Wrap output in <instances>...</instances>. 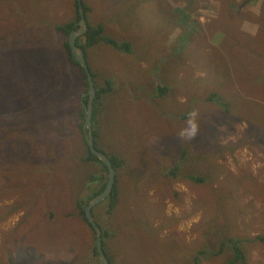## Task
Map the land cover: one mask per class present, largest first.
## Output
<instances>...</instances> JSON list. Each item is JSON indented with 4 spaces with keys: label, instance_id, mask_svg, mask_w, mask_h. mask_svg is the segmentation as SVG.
<instances>
[{
    "label": "rangeland",
    "instance_id": "1",
    "mask_svg": "<svg viewBox=\"0 0 264 264\" xmlns=\"http://www.w3.org/2000/svg\"><path fill=\"white\" fill-rule=\"evenodd\" d=\"M17 1L0 0L11 8H0V264H98L77 204L101 169L82 161L81 76L54 30L73 0ZM85 1L93 25L135 44L87 51L98 85L113 84L99 145L125 159L116 213L95 209L116 232L110 255L192 264L203 251L202 264H229L228 237H246L251 264H264V0Z\"/></svg>",
    "mask_w": 264,
    "mask_h": 264
},
{
    "label": "trees",
    "instance_id": "2",
    "mask_svg": "<svg viewBox=\"0 0 264 264\" xmlns=\"http://www.w3.org/2000/svg\"><path fill=\"white\" fill-rule=\"evenodd\" d=\"M187 2V4L185 5L186 8H188V5L191 3V1L189 0H185ZM19 1H17L18 4H20L21 7H27L30 8L31 5L29 6V0H22L21 3H19ZM80 2L79 0H73L71 3V6L68 8L67 12L62 15V16H58L59 19V23L54 24V30L56 32H58V35H61V39L58 40L59 45L64 47V50H66V54H67V58L69 63H71L73 66L77 67L80 75H81V83H83L82 86V90L86 91L89 87V83H88V79H87V73L85 71V69L83 68V66L74 58L72 49H71V44H70V34L73 30L79 29L80 25H79V21L81 19V10H80ZM82 4L83 7L85 8L86 11H90V7L86 4L85 0H82ZM65 4H63L62 6L64 7ZM241 6L243 7L244 4H241ZM3 7H8L10 10V6L6 5V4H1L0 8ZM42 12H44V14L49 15L51 14L52 16H55L56 13V9H52L51 11H48L47 9H42ZM86 17L88 18V13H85ZM20 23L21 20L20 18H18ZM192 23V22H191ZM190 30H201V27L196 26V25H192L191 24V28ZM83 37V43L80 44V40L81 37H79L77 39V44L82 45V47L85 50L86 53V58L90 66L89 63V56L87 53V49L93 47L94 45H97L99 43H107L111 46H113L116 50H120L122 52H128V51H132L134 50V46L135 44H132V41H127V40H122L119 41L118 39L109 36L106 34V28L104 26V24L102 22H99L95 25H89V30L82 36ZM210 43L207 41L205 47H212L214 45H209ZM5 62L7 63V65L14 69V68H18L20 66V63L14 61V60H5ZM94 76H96L95 73H93ZM110 80V79H109ZM110 82H112V80H110ZM26 83H28L26 81ZM261 83L264 84V82L262 81ZM20 86V84H19ZM21 88V87H20ZM113 89V84L111 83V85L108 87V89ZM22 89V88H21ZM243 91L245 93H247L249 96H253L256 95L257 92L256 91H250L248 93L247 89H245L244 87H242ZM102 91V89H101ZM164 92L163 88L160 92V94H162ZM220 91H211L208 93V95L205 97L208 101H211L212 103L216 102V103H220L222 106L226 107L227 111H231L233 107H231L228 103L227 104H223V102L217 101V97L219 96ZM81 101H82V94L80 93L78 96ZM244 97V94H243ZM104 98L102 92L98 91L96 99H95V106H94V113H93V121L95 123V127H94V133H95V138H96V145L97 148L101 151H104L105 153H107L113 163L114 166L116 168V171L118 172L119 168L123 165V161H125L124 157H122L119 154H109L108 152H106L103 148L100 147L99 145V130L97 128V123H98V113H100V105L102 102V99ZM31 100V99H30ZM88 98L85 97V102L87 103ZM24 104L25 101L23 100ZM83 103V102H82ZM82 103L80 102L79 104V109H78V116L76 114L77 118V122H75V126L76 127H80V129L84 132V142L85 144H87V148H86V153L84 154V156L82 157V161L84 163H92L93 165L98 164L99 165V169H101L100 174H99V180H101V185L96 189V191L93 194L90 195H83L81 197H79V201L77 204V208H78V214L81 215V217L84 219L85 223L88 225V227L92 230L93 232V239H94V247H93V252L94 255L98 258V264H101V259H100V255H99V251L97 249L96 243H95V238H96V232L93 228V226L91 225V223L88 221L87 216H86V212H85V207L86 205L90 202V200L97 196L100 192H102L104 190V188L107 185L108 182V166L106 163H104L103 160H101L96 154H94L88 144V140L86 137V132L83 128V124L85 123V107L84 104L82 106ZM76 116H75V121H76ZM200 129V134L203 136V134H206L207 131H205V129H203L202 127L199 128ZM186 153H188V149L184 150ZM186 156V155H184ZM126 170H128V166H126ZM195 180L197 181H202L203 179L201 177H197ZM136 188V187H134ZM113 191L111 192V194L108 196L107 200H105L103 203H105L104 205H102V203L98 204L94 209L93 212L95 213V209H98L99 207L104 206V208H106V213L107 215H109V217H112V214L116 213L117 209H118V204L120 202V194H121V190H120V174L116 175V182H115V186L112 189ZM100 224V223H99ZM107 226L110 225V220L106 223ZM102 230H103V246L105 251L107 252V255L109 256L110 259V264H118L115 260V258L110 255V253L107 250V240L109 238H111L112 236H116L114 235L116 232H110L108 228H104L101 224H100ZM246 237H228L226 245L224 247V249L226 248H230L231 250V259L229 264H251L250 262V257L248 255V252L246 251V249H244V240H246ZM256 239L264 241V236H257ZM219 254H221L220 251H218ZM208 253H203V251H199L198 254L195 256L194 258V262L192 264H202V258L204 256H206Z\"/></svg>",
    "mask_w": 264,
    "mask_h": 264
},
{
    "label": "water",
    "instance_id": "3",
    "mask_svg": "<svg viewBox=\"0 0 264 264\" xmlns=\"http://www.w3.org/2000/svg\"><path fill=\"white\" fill-rule=\"evenodd\" d=\"M81 3V1H80ZM80 14H81V20L79 21L80 24V28L73 30L70 34L69 40H70V44H71V49L74 55V58L84 67V69L87 72V77H88V82H89V89L84 92V94H89V103L86 109V123L84 124L85 128H90L91 125L93 126V122H92V116H93V108H94V99L97 95V86L95 85L94 79H93V75L91 70L88 68V64L87 61L84 59L85 57V50L83 47L79 46L77 44V39L79 37H82V35H84V33L89 29L88 27V23H87V19H86V14L84 12V8L82 5H80ZM67 83L70 84V80L67 79ZM91 146L93 147V140H91ZM93 151L94 153L100 158V159H104L108 165L110 166V180H109V184L106 188V192L102 195H97L96 197H94L92 200H90V202L88 203L87 207H86V215L87 218L89 220V222L93 225L96 234H97V239H96V246L97 249L99 251V255L101 258V262L102 264H110V260L109 257L107 256L105 250H104V246H103V237H102V230L98 224V222L96 221V219L94 218L93 215V211L92 209L99 204V202L101 200H103V197L105 196V194H107L108 192L110 193L114 187V183L116 180V175L113 176V169L111 167L112 162L110 161V159L108 158V156L106 157L105 154H103L102 152L97 151L94 147H93ZM114 173H115V169H114Z\"/></svg>",
    "mask_w": 264,
    "mask_h": 264
},
{
    "label": "bare ground",
    "instance_id": "4",
    "mask_svg": "<svg viewBox=\"0 0 264 264\" xmlns=\"http://www.w3.org/2000/svg\"><path fill=\"white\" fill-rule=\"evenodd\" d=\"M80 5H82L83 6V4L81 3ZM80 46V45H79ZM84 59L87 61V58H86V53H85V57H84ZM87 64H88V61H87ZM88 68L90 69V67H89V64H88ZM82 102H83V104H84V107H85V119H86V109H87V103L85 102V94L83 93V95H82ZM92 122H93V126L91 125V127L89 128H84V130H85V132H86V137H87V140H88V144H89V147H90V149H91V151L94 153V151H93V147L97 150V151H99V152H102L103 154H105L106 155V157L108 156V158L110 159V161L112 162V165H111V167H112V169H113V176H115V175H117V171H116V168H115V166H114V163H113V161H112V159H111V157L107 154V153H105L104 151H101V150H99L98 148H97V143H96V138H95V133H94V121H93V116H92ZM85 123H86V121H85ZM84 123V124H85ZM89 131V133H87ZM91 140H93V147L91 146ZM87 145V144H86ZM95 154V153H94ZM101 160H103L104 161V163H106L107 164V166H108V171H109V173H108V182H107V185H106V187L104 188V190L102 191V192H100L98 195L100 196V195H102V194H104L105 192H106V188H107V186H108V184H109V180H110V178H111V176H110V166L108 165V163L104 160V159H101ZM114 169H115V173H114ZM179 180V179H178ZM113 191V190H112ZM111 191V192H112ZM111 192L109 193H107V194H105V196L103 197V200H101L99 203H101L102 201H104V200H106L107 198H108V196L111 194ZM96 197V196H95ZM94 198V197H93ZM92 198V199H93ZM91 199V200H92ZM88 205V204H87ZM87 205H86V207H87ZM86 207H85V212H86ZM95 208V207H94ZM93 208V209H94ZM93 209H92V211H93ZM94 213V212H93ZM155 232V231H154Z\"/></svg>",
    "mask_w": 264,
    "mask_h": 264
},
{
    "label": "clouds",
    "instance_id": "5",
    "mask_svg": "<svg viewBox=\"0 0 264 264\" xmlns=\"http://www.w3.org/2000/svg\"><path fill=\"white\" fill-rule=\"evenodd\" d=\"M81 1V3H82V0H79V2ZM89 7H90V11H92V8H91V6H90V4H87ZM84 8V7H83ZM89 11V12H90ZM84 12L85 13H88V18L86 17V19H87V23H88V27H89V25H91L92 23L90 22V20H89V12L88 11H86L85 10V8H84ZM81 20V19H80ZM80 25V24H79ZM93 25V24H92ZM89 30V29H88ZM87 30V31H88ZM86 31V32H87ZM85 32V33H86ZM84 33V34H85ZM83 36V35H82ZM81 41H83V39L81 38ZM80 45V44H79ZM98 45V44H97ZM81 47H82V45H80ZM94 46H96V45H94ZM88 50V49H87ZM72 65V64H71ZM84 68V67H83ZM90 70H91V72H92V75H93V79H94V82H95V85L97 86V93H98V91H100V92H102V94L105 96L106 94H109V93H111L112 91H113V89L111 88V89H108V87L111 85V82H108V84L106 85V86H103V87H100L99 85H98V83L96 82V78H95V76H94V71L92 70V68H90ZM86 71V70H85ZM87 73V72H86ZM81 76V75H80ZM87 79H88V77H87ZM89 83V82H88ZM82 84V86H83V83H81ZM81 86V87H82ZM88 89H89V87H88ZM87 89V90H88ZM101 89H102V91H101ZM86 90V91H87ZM83 91V90H82ZM86 91H84V92H86ZM97 96V95H96ZM85 97H87L88 98V101H87V106H88V103H89V97H90V95L89 94H85ZM95 99H96V97H95ZM95 99H94V106H95ZM82 106H83V103H82ZM93 113H94V108H93ZM83 128H85L84 127V124H83ZM115 182H116V180H115ZM114 186H115V183H114ZM114 188V187H113ZM120 190H121V188H120ZM98 205V204H97ZM96 205V206H97ZM95 206V207H96ZM93 215H94V218L96 219V221L98 222V220H97V218H96V215H95V213H93ZM87 216V215H86ZM88 219V218H87ZM89 221V220H88ZM98 224H99V222H98ZM92 225V224H91ZM88 226V225H87ZM93 226V225H92ZM99 226H100V224H99ZM94 228V227H93ZM100 228H101V226H100ZM90 229V228H89ZM91 230V229H90ZM95 230V229H94ZM101 230H102V228H101ZM91 232H92V230H91ZM96 232V231H95ZM92 235H93V232H92ZM102 237H103V230H102ZM96 239H97V234H96V238H95V243H96ZM105 250V249H104ZM106 252V251H105ZM106 254H107V252H106ZM108 256V255H107ZM109 257V256H108ZM101 259V258H100ZM110 260V259H109ZM101 264H102V262H101Z\"/></svg>",
    "mask_w": 264,
    "mask_h": 264
}]
</instances>
